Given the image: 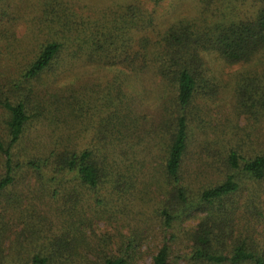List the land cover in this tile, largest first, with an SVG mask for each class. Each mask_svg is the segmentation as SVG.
I'll list each match as a JSON object with an SVG mask.
<instances>
[{
	"label": "rangeland",
	"instance_id": "obj_1",
	"mask_svg": "<svg viewBox=\"0 0 264 264\" xmlns=\"http://www.w3.org/2000/svg\"><path fill=\"white\" fill-rule=\"evenodd\" d=\"M48 1L60 2L80 19L99 23L109 20L116 9L140 3L154 19V27L147 31L153 37L154 32H163L177 21L200 19L207 2L211 6L219 2L0 0V100H24L30 115L15 148L17 154L21 158L40 156L56 139H67L79 149L104 147L107 155L122 164L123 173L118 176L124 174L120 185L117 176L113 182L91 189L73 173L39 179L31 172H22L14 186L0 196L5 227L0 254H33L45 243L44 238L24 250L12 248L19 246L22 238L27 242L38 229L48 236L58 232L65 214L86 218L80 247L85 261L80 264H102L105 256H121L130 264H152L165 243L170 246L169 264H209L190 256L193 234L208 216L215 230V253L230 254L236 244L245 243L264 254V179L234 171L228 161L233 150L244 158L264 152V115L244 107L240 91L250 81L263 88L264 50L239 64L226 63L217 53H205L211 83L214 78L216 86L212 87L215 94H197L191 106V144L184 181L186 197L194 207L185 219L169 224L163 211L176 216L185 208L180 199L170 196L172 187L164 171L170 138L164 122L176 117L175 89L163 86L151 70L132 73L122 65L111 67L74 54L75 46L58 38L50 25ZM231 1L241 15L256 4L255 0ZM51 39L64 41V48L40 76L26 79L28 66ZM8 120L9 113L0 104V138L5 142ZM3 161L0 153V177ZM230 174L240 184L234 201L226 205L225 212L203 209L202 191ZM3 207H8L5 214Z\"/></svg>",
	"mask_w": 264,
	"mask_h": 264
},
{
	"label": "trees",
	"instance_id": "obj_2",
	"mask_svg": "<svg viewBox=\"0 0 264 264\" xmlns=\"http://www.w3.org/2000/svg\"><path fill=\"white\" fill-rule=\"evenodd\" d=\"M145 1L159 4L163 0ZM255 1L256 4L245 15L237 11L231 0H219L212 6L207 2L200 19L177 21L163 32H154V37L147 32L154 27V19L140 3H130L112 11L109 20L103 23L80 19L76 12L66 10V6L60 2L48 1L46 5L50 9V25L55 28L56 36L73 44L74 54L111 67L122 65L132 73L151 70L163 86L175 89L173 104L177 114L175 119L164 122L170 129L164 171L172 187L170 196H175L178 201L180 199L185 208L184 211L179 210L176 216H170L164 210L169 224L177 218L185 219L186 214H189L187 211L194 207L193 202L186 197L187 185L184 181L185 163L191 144V106L197 94L210 97L215 94L212 87L216 86L214 78L211 83L205 53H217L226 63L239 64L252 60L264 50V0ZM64 44L58 39L49 40L28 66L24 77L28 80L37 78L51 67ZM254 83L250 81L244 90L240 89L245 100L244 107L250 111L258 110L264 115V80L263 88ZM0 104L9 113L8 141L0 138V153L4 156L0 196L14 186L24 171L33 173L39 179H56L73 173L83 185L91 189L113 182L123 173L120 160L109 153L107 155L104 147L87 146L79 149L61 138L52 142V146L40 156L21 158L15 148L21 142L30 119L27 103L5 98L0 100ZM228 161L234 171L242 170L253 179H264V152L244 158L233 150ZM123 176H118L119 185L123 182ZM239 189L240 184L235 175L230 174L225 181L202 191L200 199L205 207L203 209L212 211L217 208L225 212L226 205L234 201L233 197ZM1 211L7 213L8 207H3ZM1 218L0 212V236L5 234ZM210 218L208 216L202 220L193 234L194 249L190 254L193 260L209 264H264V254L249 249L245 243L236 244L230 254L215 253V230ZM85 220V216L75 219L74 215L65 214L61 217L58 232L48 236L41 229L31 231L32 236L25 240L27 242L22 238L19 246L12 249L20 247L24 250L42 238L46 240L45 243L38 245L33 254H0V264L84 262L85 255L80 247ZM170 257V246L165 243L154 256L152 264H169ZM102 264L130 263L121 256H105Z\"/></svg>",
	"mask_w": 264,
	"mask_h": 264
}]
</instances>
